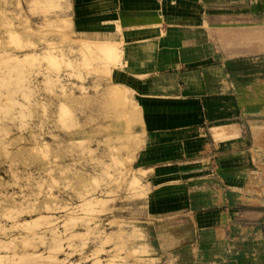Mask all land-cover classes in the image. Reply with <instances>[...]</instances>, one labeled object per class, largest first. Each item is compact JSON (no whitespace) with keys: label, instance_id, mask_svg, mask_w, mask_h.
Wrapping results in <instances>:
<instances>
[{"label":"crops","instance_id":"0c3cea01","mask_svg":"<svg viewBox=\"0 0 264 264\" xmlns=\"http://www.w3.org/2000/svg\"><path fill=\"white\" fill-rule=\"evenodd\" d=\"M66 1L73 38L121 52L109 80L136 106L157 256L264 264V189L245 171L264 143V0Z\"/></svg>","mask_w":264,"mask_h":264},{"label":"rangeland","instance_id":"374dc122","mask_svg":"<svg viewBox=\"0 0 264 264\" xmlns=\"http://www.w3.org/2000/svg\"><path fill=\"white\" fill-rule=\"evenodd\" d=\"M67 11L0 0V264H174L147 240L139 118L109 80L121 52L73 38Z\"/></svg>","mask_w":264,"mask_h":264},{"label":"bare ground","instance_id":"6f19581e","mask_svg":"<svg viewBox=\"0 0 264 264\" xmlns=\"http://www.w3.org/2000/svg\"><path fill=\"white\" fill-rule=\"evenodd\" d=\"M101 46V45H100ZM103 46V45H102ZM102 52H105V50L104 51H102Z\"/></svg>","mask_w":264,"mask_h":264}]
</instances>
